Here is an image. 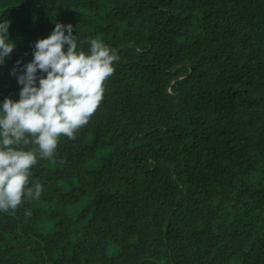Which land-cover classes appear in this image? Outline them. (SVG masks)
Here are the masks:
<instances>
[{
    "label": "trees",
    "instance_id": "1",
    "mask_svg": "<svg viewBox=\"0 0 264 264\" xmlns=\"http://www.w3.org/2000/svg\"><path fill=\"white\" fill-rule=\"evenodd\" d=\"M4 20L0 104L55 23L119 59L30 169L40 199L0 211V264H264V0H0Z\"/></svg>",
    "mask_w": 264,
    "mask_h": 264
},
{
    "label": "clouds",
    "instance_id": "2",
    "mask_svg": "<svg viewBox=\"0 0 264 264\" xmlns=\"http://www.w3.org/2000/svg\"><path fill=\"white\" fill-rule=\"evenodd\" d=\"M10 23L0 22V65L16 47L8 35ZM73 31L71 24L55 23L50 35L35 42L32 60L22 66L17 61L11 70L22 87L18 100L5 97L0 104V211L14 212L23 201L40 199L42 185L30 186V169L38 158L53 159L61 136L76 138L115 71V49L91 39L88 54L78 51Z\"/></svg>",
    "mask_w": 264,
    "mask_h": 264
},
{
    "label": "water",
    "instance_id": "3",
    "mask_svg": "<svg viewBox=\"0 0 264 264\" xmlns=\"http://www.w3.org/2000/svg\"><path fill=\"white\" fill-rule=\"evenodd\" d=\"M169 86H170V85H169ZM169 86H168V92H169V94H171V95H172V93L170 92Z\"/></svg>",
    "mask_w": 264,
    "mask_h": 264
}]
</instances>
